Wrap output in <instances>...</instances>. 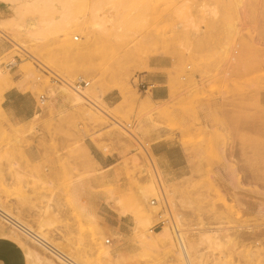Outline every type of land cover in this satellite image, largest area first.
<instances>
[{
    "label": "rangeland",
    "instance_id": "rangeland-1",
    "mask_svg": "<svg viewBox=\"0 0 264 264\" xmlns=\"http://www.w3.org/2000/svg\"><path fill=\"white\" fill-rule=\"evenodd\" d=\"M0 1V103L16 88L39 108L22 124L0 110L3 210L79 264H181L177 235L193 264H264V0ZM76 80L90 104L61 82ZM154 147H177L181 172L164 176ZM104 205L126 236L105 230ZM162 228L171 248L145 246Z\"/></svg>",
    "mask_w": 264,
    "mask_h": 264
},
{
    "label": "crops",
    "instance_id": "crops-1",
    "mask_svg": "<svg viewBox=\"0 0 264 264\" xmlns=\"http://www.w3.org/2000/svg\"><path fill=\"white\" fill-rule=\"evenodd\" d=\"M10 5L0 1V20H7L10 17ZM10 45L5 42H0V56L10 50ZM151 85V98L156 100L165 99L167 91L164 89V80L155 77ZM152 83V81H150ZM149 82V83H150ZM0 110L5 115L10 123L22 124L31 120L38 112V104L36 97L31 92H23L16 88L7 89L1 96ZM172 148L177 147H154L153 155L156 159L157 166L164 176H167L169 171L177 175L181 172L180 166L175 165V171L168 167L169 165V152ZM179 148V147H178ZM179 154L182 158L183 151L179 148ZM98 164L107 167V157H103L102 161L96 160ZM98 216L105 230L109 229L112 233L126 236L130 223L127 217L113 216L111 211H107L104 205L103 210H99ZM0 264H26L25 256L17 245L7 239H0Z\"/></svg>",
    "mask_w": 264,
    "mask_h": 264
},
{
    "label": "bare ground",
    "instance_id": "bare-ground-1",
    "mask_svg": "<svg viewBox=\"0 0 264 264\" xmlns=\"http://www.w3.org/2000/svg\"><path fill=\"white\" fill-rule=\"evenodd\" d=\"M65 8V7H64ZM67 8V7H66ZM68 10V9H67ZM66 10V11H67ZM65 11V12H66ZM69 12V11H68ZM62 15V14H61ZM69 15V14H68ZM63 16V15H62ZM60 17V16H59ZM65 17V16H64ZM68 17V16H67ZM66 17V18H67ZM57 20V19H56ZM56 20H52L51 24L54 26L55 24H57L58 22ZM61 20V19H60ZM64 21V18L63 20ZM39 24H42L41 21H37ZM57 22V23H56ZM30 24L27 26L26 31L27 32H32L34 35L37 34L35 32H39V24ZM49 24V23H47ZM59 24V23H58ZM57 24V25H58ZM56 25V26H57ZM60 25V24H59ZM49 26V25H48ZM51 26V25H50ZM49 26V28H50ZM47 28V27H46ZM56 28V27H55ZM59 27H57L58 30ZM61 28V27H60ZM53 30V29H52ZM25 31V32H26ZM43 31V30H42ZM56 32V31H55ZM31 34V33H30ZM38 35V34H37ZM74 37V36H73ZM30 57V56H29ZM32 58V57H31ZM46 68V67H45ZM48 70V69H47ZM55 78L57 77L56 75H54ZM0 81L2 83H4V80L2 79V75L0 73ZM63 84L69 88L70 90H72L73 95L71 96L73 98L74 102L79 103V99H84V101H86L87 103L90 104V102L88 101V99H86L79 91L80 90H75L72 89L71 85L64 82ZM92 103V102H91ZM94 106V105H93ZM92 106V107H93ZM95 110H97L99 113L105 115L106 113L100 109L97 105L94 106ZM93 107V108H94ZM106 116V115H105ZM151 193H156V190L151 187L150 189ZM0 226H2L0 228V235L4 236V237H8L14 241H16L18 243L19 239L21 238V240L24 238L26 240H29L31 243H35L41 247H43L44 250H46V252L53 258L57 259L61 264H79L76 263L75 261H73L72 259H70L69 257H67L66 255H64L63 253H61L59 250H57L56 248L53 247V245L49 244V242L45 241L44 238L38 234L37 232H34L33 230H31L30 228L26 227L25 225H23L20 221H18L14 216H12L10 213L6 212L5 210H3L0 206ZM4 227V228H3ZM144 232H147V230L145 229ZM150 233H152L150 231ZM153 235H149L147 234L145 236V240H144V244L147 247H151L153 249H157L158 247L160 248H171V241H170V236H169V232L167 230V228H162L160 231L156 232V233H152ZM242 234H239V236L236 235V238H241ZM23 241V240H22ZM25 241V240H24ZM107 241V240H105ZM21 242V241H20ZM27 242V241H26ZM25 242V244H26ZM177 243L180 249V252H173L175 253L177 259L179 261H181V264H193L192 261V257L191 254L186 250V247L183 243V241L181 240V236L179 237L177 235ZM24 244V245H25ZM20 246V245H19ZM26 247V246H25ZM28 252V251H27ZM28 257L33 258V261H35V263L37 264H52L49 260L46 259H41L39 256L32 254L30 251L27 254ZM26 255V256H27Z\"/></svg>",
    "mask_w": 264,
    "mask_h": 264
},
{
    "label": "built area",
    "instance_id": "built-area-1",
    "mask_svg": "<svg viewBox=\"0 0 264 264\" xmlns=\"http://www.w3.org/2000/svg\"><path fill=\"white\" fill-rule=\"evenodd\" d=\"M78 37H73V41H77ZM9 66H12V64L10 63ZM88 85V83L84 82L83 80H76L75 82H73V84L71 85L72 89L75 90H80L82 88V86L86 87ZM109 241H105V244H108Z\"/></svg>",
    "mask_w": 264,
    "mask_h": 264
}]
</instances>
